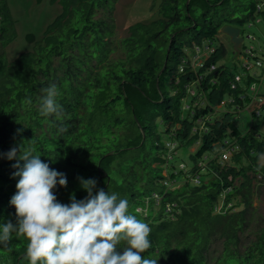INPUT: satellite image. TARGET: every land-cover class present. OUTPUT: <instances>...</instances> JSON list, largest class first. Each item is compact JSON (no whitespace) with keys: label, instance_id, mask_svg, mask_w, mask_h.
Listing matches in <instances>:
<instances>
[{"label":"trees","instance_id":"trees-1","mask_svg":"<svg viewBox=\"0 0 264 264\" xmlns=\"http://www.w3.org/2000/svg\"><path fill=\"white\" fill-rule=\"evenodd\" d=\"M51 2L63 12L46 37L28 35L33 50L9 61L16 29L7 0H0V153L33 139L35 154L66 174L67 187L53 189L62 204L73 193L87 196L80 177L127 199L128 214L151 228V247L141 256L158 264H264V226L255 240L244 237L264 181V134L244 132L235 120L245 110L264 119V90L251 91L264 71L248 72L251 60L264 69V59L242 43L241 76L218 65L227 55L222 43L204 61L189 53L212 45L224 26L264 21V0H164L157 19L130 26L119 43L106 17L95 20L96 8L106 13L102 0ZM75 19L82 30L71 25ZM65 24L71 29L61 40ZM117 51L123 56L114 60ZM53 84L63 107L58 118L40 115L43 90ZM180 149L189 166L170 165ZM15 163L0 157V225L16 223ZM28 243L13 235L11 251L0 245V264H29ZM126 246L121 241L117 251Z\"/></svg>","mask_w":264,"mask_h":264},{"label":"clouds","instance_id":"clouds-1","mask_svg":"<svg viewBox=\"0 0 264 264\" xmlns=\"http://www.w3.org/2000/svg\"><path fill=\"white\" fill-rule=\"evenodd\" d=\"M43 91L40 115L60 117L63 107L56 99L57 86L53 84ZM27 103H32L31 98ZM34 144L31 139L27 145L0 153V157L17 160L13 175L19 178L17 192L10 200L16 209V223L9 220L0 225V245L11 251L13 235L26 237L29 243L24 259L29 264H158L157 259L141 256L151 247V228L128 214L127 199L97 189L95 179L80 177L87 196L77 200L73 193L70 204L60 203L53 189L57 184L67 187L66 174L43 162L41 155L35 154ZM121 241L127 243L122 253L117 251Z\"/></svg>","mask_w":264,"mask_h":264},{"label":"rangeland","instance_id":"rangeland-1","mask_svg":"<svg viewBox=\"0 0 264 264\" xmlns=\"http://www.w3.org/2000/svg\"><path fill=\"white\" fill-rule=\"evenodd\" d=\"M7 0L8 6L11 10V14L15 23L16 29V40L11 43L6 49V58L9 61L15 60L19 55L33 50L34 44L30 43L27 39L28 35L35 37V40L42 41L46 37V32L48 28L53 24L54 21L62 14V6L57 2L52 4L51 0ZM103 7L106 10V13L109 15L106 16V13L103 10L96 8V19H104L109 27H113L111 30H115L116 42L123 40L128 36V29L130 26L136 23H150L159 17L158 11L160 6L163 4L164 0H102ZM102 7V8H103ZM113 13V14H111ZM75 21L72 26L75 24ZM71 25H64L63 32L61 33V40H67V35L71 29ZM77 25V24H76ZM73 27L80 28L82 30L83 23ZM70 28V29H69ZM241 30L240 36L244 39L245 47H253L256 51L258 57L264 59V21L262 19L253 20L251 25L247 23ZM212 45L209 42L205 41L202 45L201 52L197 53L196 51H189L191 59L204 61L207 57L210 56V53L215 49L219 44H224L227 50V55L218 63V65L225 64L229 67H236L237 73L241 76H244L246 73L245 70H242V64L245 63L244 60L235 53L234 45L230 42V39L221 33ZM252 34L256 37L254 41H249L247 36ZM210 45L211 50H206ZM123 54L121 51H117L116 54H113L112 57L114 60L122 57ZM250 74H257L258 77L263 74L264 69L256 66L254 60L250 61ZM57 65V62H55ZM253 66V67H251ZM246 75V74H245ZM263 77V76H262ZM245 85V80L243 82ZM264 90V81L262 84L258 85ZM193 88H196L194 86ZM189 99L186 100L188 104ZM236 123L241 130L244 132L251 130L259 131L264 134V119L262 117L255 116L253 117L250 111H241L236 115ZM195 149H191L193 152ZM187 151L179 150L174 159L170 161V165H175L179 167V164L184 161L187 166L190 165L189 159L187 157ZM264 164V157L261 161ZM202 178H206L205 174H202ZM260 180V176L258 177ZM259 196L254 200L255 212L252 216V223L248 228V231L245 233L244 237L248 240H255L257 237V232L260 228L264 226V181L260 183ZM247 241V240H245ZM214 248L220 253L221 244L214 246Z\"/></svg>","mask_w":264,"mask_h":264},{"label":"water","instance_id":"water-1","mask_svg":"<svg viewBox=\"0 0 264 264\" xmlns=\"http://www.w3.org/2000/svg\"><path fill=\"white\" fill-rule=\"evenodd\" d=\"M221 33L230 39V42L234 45V51L239 54L240 48L244 39L240 36L241 30L233 26H224ZM4 52L3 46H1V54Z\"/></svg>","mask_w":264,"mask_h":264},{"label":"built area","instance_id":"built-area-1","mask_svg":"<svg viewBox=\"0 0 264 264\" xmlns=\"http://www.w3.org/2000/svg\"><path fill=\"white\" fill-rule=\"evenodd\" d=\"M262 8V6H260V5H258L257 6V10H260ZM206 50H209V48H206ZM197 51H199V49H197ZM202 63V62H201ZM201 63L199 62V63H195L194 64V66H199V65H201ZM258 66H260V65H262L261 63H258L257 64ZM212 69H214V67H212ZM251 91H253V92H255V91H257L258 92V86L255 84V85H253L252 87H251ZM192 94H194V92L192 91ZM230 154H228V156H229ZM182 167H184V165H182ZM194 182H195V184H200V179L199 178H195L194 179Z\"/></svg>","mask_w":264,"mask_h":264}]
</instances>
